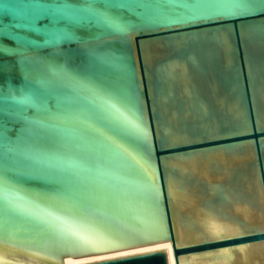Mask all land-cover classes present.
Here are the masks:
<instances>
[{"label": "water", "instance_id": "1", "mask_svg": "<svg viewBox=\"0 0 264 264\" xmlns=\"http://www.w3.org/2000/svg\"><path fill=\"white\" fill-rule=\"evenodd\" d=\"M165 241L264 264V0H0V264Z\"/></svg>", "mask_w": 264, "mask_h": 264}, {"label": "bare ground", "instance_id": "2", "mask_svg": "<svg viewBox=\"0 0 264 264\" xmlns=\"http://www.w3.org/2000/svg\"><path fill=\"white\" fill-rule=\"evenodd\" d=\"M166 247L168 248L170 264H176L173 246H172L171 241H165V242H160V243H155V244H150V245H144V246L124 249V250H119V251H114V252H109V253H103V254H97V255L84 256V257H79V258H74V257L69 256V257L65 258L64 263L65 264H79V263L100 261V260H103L106 258H112V257H117V256H122V255L140 253V252H145V251H150V250H155V249H161V248H166Z\"/></svg>", "mask_w": 264, "mask_h": 264}]
</instances>
